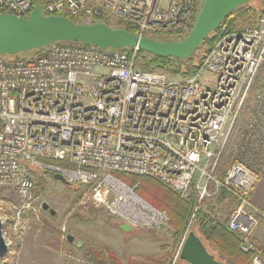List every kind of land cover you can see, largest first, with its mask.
I'll list each match as a JSON object with an SVG mask.
<instances>
[{"label":"built area","instance_id":"obj_1","mask_svg":"<svg viewBox=\"0 0 264 264\" xmlns=\"http://www.w3.org/2000/svg\"><path fill=\"white\" fill-rule=\"evenodd\" d=\"M199 6L197 0H45L41 12L66 13L84 24L108 18L135 28L139 39L162 42L168 35L187 36ZM33 8L31 0H0V14L27 19ZM140 51L58 41L24 60L0 55V192L18 199L14 206L0 204L1 211L14 212L10 232L17 239L26 233L24 216L35 210L36 170L88 184V202L121 223L160 230L166 213L141 199L138 184H125L115 176L120 174L154 179L181 199L194 192L198 203L209 196V186L224 192L235 200L227 228L241 236L242 252H256L250 264H264V248L253 244L264 214L250 200L264 179V78L241 132L240 149L253 154L252 161L232 163L221 180L216 177L264 63V16L238 32L220 26L193 76L173 80L141 71ZM0 222L8 248L3 213Z\"/></svg>","mask_w":264,"mask_h":264},{"label":"rangeland","instance_id":"obj_2","mask_svg":"<svg viewBox=\"0 0 264 264\" xmlns=\"http://www.w3.org/2000/svg\"><path fill=\"white\" fill-rule=\"evenodd\" d=\"M203 1L197 0V3L200 4L199 10ZM247 5L256 10V18L245 23L238 22V28L243 30L253 26L258 17L264 16V0H251ZM100 22H103L102 24L106 23L105 25H111L112 29H124L125 27L108 18H104ZM185 37L181 35H168L164 37L167 40H162V42H169L168 39L178 42ZM36 52V50H32L6 57V59L24 60L33 57ZM203 55L204 50H196L192 54V61L198 64ZM138 63L137 58V67ZM166 74L173 80L181 78L180 76ZM202 77L210 78V75L204 74ZM263 78L264 63L259 70L247 108L242 112L231 130L230 137L219 160L216 173L217 178L222 176L226 168L232 163H248L252 161L253 154L240 149V139L241 132L245 128L250 104ZM251 167L255 172L258 170L256 166ZM36 177L37 183L34 189V196L36 197L35 210L28 212L24 216L27 229L22 239H17L10 232L11 222L14 218L13 210L9 207L6 210L2 207V211L0 210V213L7 216L8 225L5 228V239L9 243L5 257L0 259V264H19L21 250L24 246H28L30 249L37 251L41 250L43 252V258L49 260L50 264H89L88 251H96L101 254L110 255L116 257L121 264H127L130 260H139L144 256L157 255L162 246H168L171 254L168 264H187L175 257L183 237L178 242L174 241L172 230L168 225L169 218L168 223L160 230L138 228L133 233L127 234L117 227L119 221L116 218L111 217L103 209L95 208L88 202L86 199L88 184L69 182V185H66L54 180L53 175L50 173H45L40 170H36ZM135 184L139 185L136 193L147 203L153 204L152 202H155L159 205L163 201L165 202V192L162 191L164 189L153 181L149 183L139 180V182H132L131 186ZM191 194L195 193L192 192ZM208 195L200 203L198 201L195 203L196 210L209 212L216 216L220 222L226 221L234 207L232 199L229 196L224 197L223 194L216 192L212 186H209ZM1 202L14 206L18 204V199L15 193L2 191L0 192V204ZM43 204H46L49 210H52V215L42 209ZM156 208L160 210V208ZM160 211L165 212L168 217L166 211L163 209ZM190 222H193L192 217L189 220ZM187 229L188 231L186 230L184 235L194 231L192 225L189 228L187 226ZM255 236L257 238L254 240L255 247L258 250H262L264 248V233H258ZM68 237L72 239L71 242L68 241ZM38 247L41 249H38ZM213 253L217 257L216 253ZM217 259L219 260L218 257ZM222 262L226 264L224 261Z\"/></svg>","mask_w":264,"mask_h":264},{"label":"water","instance_id":"obj_3","mask_svg":"<svg viewBox=\"0 0 264 264\" xmlns=\"http://www.w3.org/2000/svg\"><path fill=\"white\" fill-rule=\"evenodd\" d=\"M251 0H204L196 16L193 28L182 41L157 42L139 39L124 29H112L102 23L75 24L59 16H44L41 6L36 4L27 19L0 14V55L15 56L37 50L58 41H70L96 46L100 49L121 50L138 47L141 51L158 58L188 59L202 44L203 40L217 30L224 19ZM54 180L69 185L60 174ZM42 209L53 214L46 204ZM117 227L124 233H133L134 228L119 222ZM0 259L5 257L7 248L1 231ZM72 241L70 237L67 238ZM178 259L187 264H222L203 246L201 240L188 232L181 245Z\"/></svg>","mask_w":264,"mask_h":264},{"label":"trees","instance_id":"obj_4","mask_svg":"<svg viewBox=\"0 0 264 264\" xmlns=\"http://www.w3.org/2000/svg\"><path fill=\"white\" fill-rule=\"evenodd\" d=\"M31 2L33 6L39 4L42 10L44 0H31ZM60 16L69 19L75 24H82L81 19L71 17L66 13H63ZM255 18L256 10L248 7V5H244L228 15L222 22L221 26L226 25L231 32H238L243 30L238 28V22L245 23L249 20H254ZM124 30L134 35L137 34L135 28L130 26H125ZM218 33L219 28L208 35L197 49L199 51L204 50V55L198 64H195V62L192 61V55L188 59L179 60L174 58H158L144 51H140L138 54V69L144 72H162L180 77L193 76L201 66L204 57L214 46L218 37ZM38 50L39 49L36 51L38 52ZM1 56L5 58L9 57L7 55ZM48 163L49 165L56 167L64 166V164L58 162ZM115 176L129 186H131L132 182H139V180L147 181L149 183L150 181H153L159 185V187L164 189L162 191L165 192V202L163 201L159 205H157L155 202H152L153 204H148L152 205L153 207L156 206L160 208V210L163 209L167 212L169 218L168 225L172 230L174 241L178 242L179 239L184 236L187 226L191 227L192 225L194 227L193 233L201 240L205 249L209 252V254L214 256L215 260L221 262L222 264V261H224L226 264H250L251 259L256 254V252L244 253L241 251V236L235 232H231L227 228V220L220 222V220H218V218H216V216L213 214L202 210H196L195 203L198 201V196L196 194H191V196L187 199H181L177 193L154 179L133 176L125 177L120 174H115ZM222 178L223 175L218 177L219 180ZM220 194L227 196V194L224 192H220ZM191 217L193 222L189 223ZM213 252L216 253L219 260ZM88 255L89 264H121V262L116 257L101 254L96 251H88ZM170 258L171 254L168 250V246H162L159 249V253L157 255L144 256L139 260H130L127 264H168L170 262Z\"/></svg>","mask_w":264,"mask_h":264},{"label":"crops","instance_id":"obj_5","mask_svg":"<svg viewBox=\"0 0 264 264\" xmlns=\"http://www.w3.org/2000/svg\"><path fill=\"white\" fill-rule=\"evenodd\" d=\"M223 196L225 197L226 195H223ZM230 198L234 202V207H233V210H234L235 209V200L232 197H230ZM250 200H251V203L253 204V206L257 210L261 211L264 214V180H260L256 184V186L254 187V189L251 193ZM233 210H232V212H233ZM255 232L256 233H254V235H253L254 246H255L254 240L257 239L255 234H258V233L263 234L264 233V223ZM38 249H41V248L38 247ZM42 253L43 252H41V250L37 251L35 249H30V247H28V246H24L21 250V256H20L19 264H50L49 260L43 258ZM32 258H34V259H32Z\"/></svg>","mask_w":264,"mask_h":264}]
</instances>
